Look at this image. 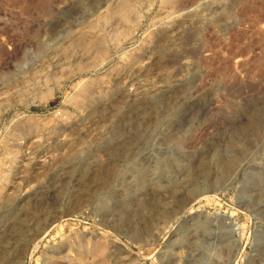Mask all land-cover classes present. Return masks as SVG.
Here are the masks:
<instances>
[{"label": "rangeland", "instance_id": "obj_1", "mask_svg": "<svg viewBox=\"0 0 264 264\" xmlns=\"http://www.w3.org/2000/svg\"><path fill=\"white\" fill-rule=\"evenodd\" d=\"M65 247L264 264V0H0V264Z\"/></svg>", "mask_w": 264, "mask_h": 264}, {"label": "bare ground", "instance_id": "obj_2", "mask_svg": "<svg viewBox=\"0 0 264 264\" xmlns=\"http://www.w3.org/2000/svg\"><path fill=\"white\" fill-rule=\"evenodd\" d=\"M75 237V236H74ZM69 238V237H68ZM74 239V238H73ZM72 239V240H73ZM76 239V237H75ZM74 239V240H75ZM63 240V239H62ZM65 240V239H64ZM63 240V241H64ZM69 240V239H68ZM67 240V241H68ZM71 240V242H72ZM78 241V240H77ZM70 242V243H71ZM74 242V241H73ZM69 244V243H68ZM67 244V245H68ZM72 244V243H71ZM74 245V244H73ZM71 245V246H73ZM69 246V245H68ZM80 251V249H78ZM70 251H73V249H71L70 247H65L64 249H62V257H64L66 259V262H68V264H97L95 263L94 261V256H89L87 252L86 256L84 255V253L86 252H82L81 253H75L73 254V252H70ZM59 253V252H58Z\"/></svg>", "mask_w": 264, "mask_h": 264}]
</instances>
